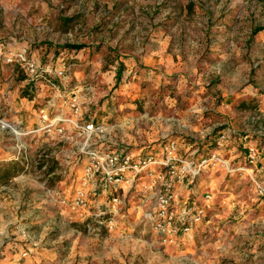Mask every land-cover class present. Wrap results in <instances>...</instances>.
Wrapping results in <instances>:
<instances>
[{"label": "rangeland", "instance_id": "1", "mask_svg": "<svg viewBox=\"0 0 264 264\" xmlns=\"http://www.w3.org/2000/svg\"><path fill=\"white\" fill-rule=\"evenodd\" d=\"M262 27L264 0H0V48L27 44L47 63L54 48L83 47L65 59L69 86L91 89L82 93L91 98L85 118L104 126L115 148L147 152L174 138L185 156L216 154L229 166L194 183L213 201L184 246L158 244L134 190L114 230L92 232L60 203L78 184L81 139L17 136L11 127L31 129L36 106L14 115L21 97L0 62V122L9 126L0 123V264H264V197L255 187L264 184V30L251 36Z\"/></svg>", "mask_w": 264, "mask_h": 264}, {"label": "built area", "instance_id": "2", "mask_svg": "<svg viewBox=\"0 0 264 264\" xmlns=\"http://www.w3.org/2000/svg\"><path fill=\"white\" fill-rule=\"evenodd\" d=\"M0 52L5 65L20 68L24 85L33 84L34 90H39L30 101L36 106L33 126L14 131L16 135L63 140L69 131L81 139L75 159L78 184L68 200L60 201L69 213L81 222L93 223L92 232H111L117 226L126 195L134 190L144 206L141 221L148 225L160 246L179 248L192 239L213 201L210 191L196 195L194 183L213 168L223 166L224 161L216 154L193 160L181 152L174 138L163 140L147 152L115 148L116 144L105 136V127L85 118L84 104L91 103V98L82 93L91 89H70L72 78L65 59L73 58L75 52H59L47 63L27 44L2 45ZM46 90L53 95L47 97ZM0 123L9 128L7 123ZM227 138V134H222L218 146ZM245 157L248 164H255L257 149L249 145ZM255 187L257 194L264 197V184L256 183Z\"/></svg>", "mask_w": 264, "mask_h": 264}, {"label": "trees", "instance_id": "3", "mask_svg": "<svg viewBox=\"0 0 264 264\" xmlns=\"http://www.w3.org/2000/svg\"><path fill=\"white\" fill-rule=\"evenodd\" d=\"M264 30V27L262 28H256L252 31V34L251 36L254 37L256 36L259 32L263 31ZM54 56L57 57L58 53L59 52H64L65 54H69L71 52H76V51H79L81 49H83L82 46H76V45H65V46H62V47H57V48H54ZM39 51H37V54L38 52L41 54L42 52H44L43 54L47 53V48L44 47L43 49L39 48L38 49ZM47 55V54H46ZM46 55H45V58H46ZM40 56V55H39ZM42 56V61L44 62L45 58H43V55ZM5 65V64H4ZM7 67V65H5ZM11 71L10 73H7L6 74V77L8 79H10L11 81H13V84L14 85H17L18 86V93H19V96L21 98H25L29 101L32 100V98L34 97V87H33V84H30V85H24L23 88H21V84L23 83V81L25 80V76L24 74L22 73V71L20 70V68H18L16 65H13L11 67ZM119 68H122V65H120ZM120 70H118V72L116 73V77H119L120 75ZM2 74V71L0 72ZM8 75V76H7ZM52 79V78H51ZM52 81H54L52 79ZM241 107L242 108H245V109H248V108H251V105L250 103H247V104H241Z\"/></svg>", "mask_w": 264, "mask_h": 264}, {"label": "crops", "instance_id": "4", "mask_svg": "<svg viewBox=\"0 0 264 264\" xmlns=\"http://www.w3.org/2000/svg\"><path fill=\"white\" fill-rule=\"evenodd\" d=\"M1 55V54H0ZM0 62H1V64H3L2 62H3V59H2V57H1V59H0ZM4 65V64H3ZM1 68H3V66L1 65ZM9 81H11L10 79H9ZM8 81V82H9ZM9 99H10V97H9ZM25 103V104H24ZM17 101H15V103L13 104V102H10L9 103V106H10V109H13L12 107H11V105H13V106H15V107H17ZM31 103H30V101H28L27 99H25V98H21L20 99V108H16V109H14L12 112L14 113V115L15 114H17V113H19V112H24V116L25 117H28V116H30L31 114H32V111H31V109H32V107L30 106L29 107V105H30ZM27 107H29V108H27ZM25 119V118H24ZM22 122V121H21ZM34 122V121H33ZM0 153H2L1 152V150H0ZM77 179V178H76ZM75 183H78V181H76ZM5 260V258H2L1 259V261H4Z\"/></svg>", "mask_w": 264, "mask_h": 264}, {"label": "bare ground", "instance_id": "5", "mask_svg": "<svg viewBox=\"0 0 264 264\" xmlns=\"http://www.w3.org/2000/svg\"><path fill=\"white\" fill-rule=\"evenodd\" d=\"M11 128H12V130H14V131L16 132V130H15L14 127H11ZM224 165H225V166H228L227 162H224ZM246 171H247V170H246Z\"/></svg>", "mask_w": 264, "mask_h": 264}]
</instances>
